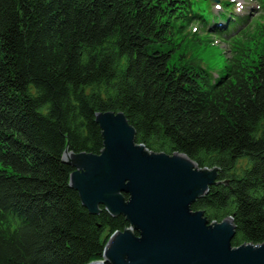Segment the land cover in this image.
Here are the masks:
<instances>
[{"label":"trees","instance_id":"16d2710c","mask_svg":"<svg viewBox=\"0 0 264 264\" xmlns=\"http://www.w3.org/2000/svg\"><path fill=\"white\" fill-rule=\"evenodd\" d=\"M207 7L0 0V264L101 261L109 238L131 227L104 207L91 214L63 159L67 149L101 153L106 112L123 113L149 152L218 168L224 183L192 209L210 224L232 217L234 247L264 243V52L217 73L172 62L175 35L205 21Z\"/></svg>","mask_w":264,"mask_h":264},{"label":"water","instance_id":"95a60500","mask_svg":"<svg viewBox=\"0 0 264 264\" xmlns=\"http://www.w3.org/2000/svg\"><path fill=\"white\" fill-rule=\"evenodd\" d=\"M99 155L65 151L70 186L91 214L104 207L131 227L108 240L103 260L90 264H264V243L233 246L232 217L210 222L192 205L220 182L218 168L188 156L149 152L123 113H98ZM227 183V182H225ZM125 195H128L127 199Z\"/></svg>","mask_w":264,"mask_h":264},{"label":"rangeland","instance_id":"374dc122","mask_svg":"<svg viewBox=\"0 0 264 264\" xmlns=\"http://www.w3.org/2000/svg\"><path fill=\"white\" fill-rule=\"evenodd\" d=\"M241 1L249 5L250 8L247 9L252 13L243 37L235 36L229 41H223L192 27L189 35L180 42L177 51L179 53L172 62L180 65L183 61L188 62L191 57H195L200 60V64L210 69L225 71L233 64L234 57H241V60L245 61L256 60L258 55L264 52V0ZM209 10L212 11L211 8ZM213 11L215 12L214 9ZM174 38L178 42L179 34ZM182 54L187 55L186 59L181 57Z\"/></svg>","mask_w":264,"mask_h":264}]
</instances>
